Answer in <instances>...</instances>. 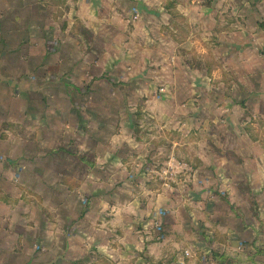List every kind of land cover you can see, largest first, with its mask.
Returning <instances> with one entry per match:
<instances>
[{"label":"crops","instance_id":"1","mask_svg":"<svg viewBox=\"0 0 264 264\" xmlns=\"http://www.w3.org/2000/svg\"><path fill=\"white\" fill-rule=\"evenodd\" d=\"M30 1L59 18L32 67L45 109L0 83V264H191L199 246L264 231V0ZM1 38L4 69L21 52ZM94 70L144 109H84L83 87L104 85ZM226 196L244 218L216 211Z\"/></svg>","mask_w":264,"mask_h":264},{"label":"rangeland","instance_id":"2","mask_svg":"<svg viewBox=\"0 0 264 264\" xmlns=\"http://www.w3.org/2000/svg\"><path fill=\"white\" fill-rule=\"evenodd\" d=\"M237 1H240V11L242 12V0ZM30 3V0H20L17 3H13L11 6L6 7L8 9L0 17V32L2 33L3 38L1 39L3 41V44L11 45V49H14L16 47V49L21 52L17 56H15L13 52L7 55V63L4 69L2 68L3 64L0 62V83H6L7 85L8 89H6V91L4 92V95H6V97L7 94L10 95L12 93L17 97V99H21L19 101H21L23 109L31 108L43 110L45 109L47 102L45 98L42 97H46V93L44 92V87L34 85L33 80L35 74L34 72H32V67H34L37 63L48 62L46 57H44V53L45 49L47 48L46 46H50L47 43L48 40L53 38L48 37V33H52V31H49L47 29L49 28V26H51L50 28L54 27L52 18L55 17V19L57 20V18H59V15L51 17L46 12H44L43 14L35 13L36 10L30 5ZM260 9L263 12L262 16H264V4L260 7ZM262 19L264 21V18ZM58 41L60 42L61 40L58 39ZM67 45L72 46L71 41L68 40ZM32 50H35L36 53H32ZM100 50V48L95 47L96 53L92 56L93 62L99 61V57L101 56ZM20 55L21 60L19 59ZM15 69L17 75H19V73L20 75H22V97L18 95L17 90H15L11 85L13 84V80L10 79L14 78ZM90 72V76L95 75V78H97L96 82H98V84L104 83V85L99 86L97 91L93 92L94 94L92 95L95 96H91L89 94L91 86L83 87L88 88L87 97H89L80 104L81 106H84V109H86L87 111L101 110L103 112L115 109H131L132 106L139 111L144 109L145 103L143 100H141V98L134 102L128 99L130 98L129 93L133 91H131L127 86H124L125 81L118 83V78L114 76V81L110 82V76L108 72H104L103 75L95 70ZM90 76H88V79H90ZM120 76L121 75H119V77ZM121 80L122 77L120 78V81ZM89 81L90 80H88L87 82L88 85L90 84ZM90 97L94 98L90 99ZM122 97L124 98V100H121ZM11 105L13 104H10L8 106ZM1 111H5V108L0 103V112ZM61 115H63V112H61ZM2 120L5 119L0 117V121ZM60 120L61 123H55L56 137H60L63 135L62 131H57V127H63V117ZM95 120H97L104 126L107 122L106 118H98ZM116 120H113L114 123H116ZM70 121H72L73 123H77L76 119L69 120L67 118V122ZM171 171L172 169L170 168L169 172ZM217 202L218 207H216V211L218 213L223 215L225 211L227 212L228 210H231L236 217L240 218L239 214H242L243 218L245 217L243 214L244 209L242 208L243 210H240L239 208H237L240 207L237 205V202L231 204V200H229V197H221V199H219V201ZM163 221L165 229L162 239L168 237L170 232L168 230L169 215L167 213L166 215H164ZM233 232H235V234L232 235V242H234V245L227 247L226 258L220 257L223 253L226 254V252L224 251L225 247L218 243H211L205 245V247L203 248H201V246L197 248L199 250L196 252L195 259L191 264H264V231H261V234H259L256 233V231L242 230V236H239L237 231ZM218 240L219 242H222V238H218ZM218 240L216 242H218ZM238 241H241L242 245L240 244L238 246ZM151 264L164 263L160 261H153L151 262ZM178 264L180 263L178 262Z\"/></svg>","mask_w":264,"mask_h":264},{"label":"built area","instance_id":"3","mask_svg":"<svg viewBox=\"0 0 264 264\" xmlns=\"http://www.w3.org/2000/svg\"><path fill=\"white\" fill-rule=\"evenodd\" d=\"M163 226H164V222H160L158 221L156 224H155V230H156V233L158 234V238L162 239L163 238ZM186 256L189 257L190 254L187 252L186 253ZM180 264H185L184 262H180Z\"/></svg>","mask_w":264,"mask_h":264},{"label":"trees","instance_id":"4","mask_svg":"<svg viewBox=\"0 0 264 264\" xmlns=\"http://www.w3.org/2000/svg\"><path fill=\"white\" fill-rule=\"evenodd\" d=\"M220 257H222V258H226V254L225 253H223Z\"/></svg>","mask_w":264,"mask_h":264}]
</instances>
